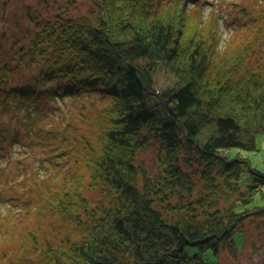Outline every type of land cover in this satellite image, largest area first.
Wrapping results in <instances>:
<instances>
[{
    "label": "trees",
    "instance_id": "16d2710c",
    "mask_svg": "<svg viewBox=\"0 0 264 264\" xmlns=\"http://www.w3.org/2000/svg\"><path fill=\"white\" fill-rule=\"evenodd\" d=\"M89 1L32 11L23 40L0 41V160L44 151L34 201L52 218L2 264L236 257L235 234L264 218L249 155L264 134V28L224 39L208 0ZM153 145L154 170L140 160Z\"/></svg>",
    "mask_w": 264,
    "mask_h": 264
},
{
    "label": "rangeland",
    "instance_id": "374dc122",
    "mask_svg": "<svg viewBox=\"0 0 264 264\" xmlns=\"http://www.w3.org/2000/svg\"><path fill=\"white\" fill-rule=\"evenodd\" d=\"M74 1L76 7L87 12L90 7L89 0ZM211 5L207 6V12L212 8L217 15L223 17V38L233 37L242 39L248 34H257V29L264 28V21H258L259 11L264 13V0H208ZM64 0H0V41L4 44L5 35L13 41L14 38L23 40L24 29L31 25L32 11H40L50 17L57 9L59 3ZM262 17V16H261ZM6 31V32H4ZM5 48V45H3ZM264 51V36H261L259 47ZM24 74H28L23 69ZM21 74V72L19 73ZM171 81L168 73L161 72L159 86H167ZM260 150L250 153L253 165L264 170V134L258 135ZM15 149L20 152L21 145ZM32 148L29 153L22 150L19 155L21 162H13L11 158L0 160V264L3 263V255L17 256L18 250L25 243L26 235L38 227L46 228L52 221L50 216H40L36 209L35 195L38 172L44 170V151ZM158 149L155 145L150 146L142 153L141 161L147 168H156ZM65 167V165H64ZM256 167V168H257ZM49 172V171H48ZM255 176L245 166L242 172L244 185L254 184ZM91 196V195H90ZM32 199V202H29ZM26 201V202H24ZM63 228L61 229V231ZM60 231V232H61ZM234 241L239 249V254L234 257L229 253L222 256V264H261L264 262V218L249 220L242 231L234 236ZM206 257L210 262L217 258L208 252Z\"/></svg>",
    "mask_w": 264,
    "mask_h": 264
},
{
    "label": "crops",
    "instance_id": "0c3cea01",
    "mask_svg": "<svg viewBox=\"0 0 264 264\" xmlns=\"http://www.w3.org/2000/svg\"><path fill=\"white\" fill-rule=\"evenodd\" d=\"M256 166H258V165H256ZM261 169V168H260ZM263 170V169H262Z\"/></svg>",
    "mask_w": 264,
    "mask_h": 264
}]
</instances>
